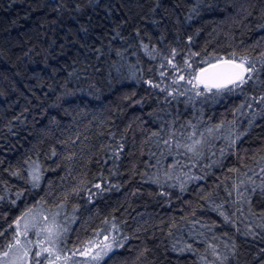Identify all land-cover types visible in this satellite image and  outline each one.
<instances>
[{
  "label": "trees",
  "instance_id": "obj_1",
  "mask_svg": "<svg viewBox=\"0 0 264 264\" xmlns=\"http://www.w3.org/2000/svg\"><path fill=\"white\" fill-rule=\"evenodd\" d=\"M208 2L212 9L202 8L188 20L193 0H0V194L6 197L0 201V227L6 228L29 207H43L49 213L59 210L56 205L65 192L74 185L90 187L103 174L119 189L100 193L93 203H87L85 192L73 195L61 211L69 220L68 249L105 227L102 221L107 218L129 239L114 254L115 260L106 259L102 264H205L199 259L205 254V244L199 241L213 234L219 239L211 242L219 244L223 253L230 255L224 243L232 240L237 245V256L227 264H257L264 248V195L257 190L250 196V205H237L233 203L236 193L229 197L228 191L233 182L247 181L244 172L256 185L262 183L264 112L256 106L254 119L251 110L245 116H234L245 99L238 94L217 102L197 101L193 106L183 96L165 100V93L143 83L147 78L159 82V72L167 71L169 77L164 81L170 84L173 70L170 66L161 69L159 57L150 60L141 41L158 51L178 48L176 62L181 64L182 57L200 53L191 58L193 69L183 73L186 78L187 71L203 66L198 63L201 57L233 50L256 55L264 49V29L258 28L255 13L243 23L233 14L241 0ZM262 5L264 0H256L257 10ZM258 40L260 47H255ZM247 94L259 95L260 90L250 89ZM189 121L197 123L201 131L224 122L211 149L217 153L212 159L219 158L220 164L208 169L201 167L206 161H200L191 171L205 178L189 181L183 192L146 182L157 174L163 180L164 170L171 169L176 160L190 163L181 154L183 149L174 148L168 154L163 143H154L159 137L152 136L160 132L167 138L175 130L176 139H185L180 133L188 130ZM230 129L245 134L220 158L219 149L226 147L224 137ZM78 136L73 145L71 141ZM121 138L125 150L116 161V174L109 175L113 161L103 163L105 146ZM53 149L55 156L51 155ZM29 159L38 160L43 171L41 183L34 189L25 179L10 174L19 171L21 177H27L24 169ZM231 168L240 171L233 173ZM186 170L176 169L173 174ZM17 191L24 193L19 200L13 195ZM161 191L166 195H159ZM209 193L216 204L223 205L221 210L231 216L235 226L224 222L211 199H204ZM74 205L80 210L72 221ZM197 220L196 231L205 236L196 237L187 230L191 227L188 222ZM173 221L177 228H171ZM249 228L258 233L255 238L242 234ZM11 231L5 237L10 238ZM183 243H192L196 252L172 250L173 244L180 247Z\"/></svg>",
  "mask_w": 264,
  "mask_h": 264
},
{
  "label": "snow or ice",
  "instance_id": "obj_2",
  "mask_svg": "<svg viewBox=\"0 0 264 264\" xmlns=\"http://www.w3.org/2000/svg\"><path fill=\"white\" fill-rule=\"evenodd\" d=\"M247 5V7H245ZM159 7V5H157ZM202 8L204 10L212 9L213 4L209 3L208 0H193V6L190 8L188 20L198 16L201 13ZM79 10V9H77ZM59 12V7L57 8ZM155 11V9H153ZM233 14L240 20L241 23L249 17L255 16L258 18V28L264 29V5L259 10L256 9V0H241V2L234 8ZM86 31V29H85ZM139 36V33H137ZM191 43V37L188 40ZM261 41H257L255 47H260ZM144 54L150 60H157L160 58L161 62L159 67L166 69L168 66L171 67L173 73L170 77L171 83L165 85L164 78L169 77L167 71H160L159 75L162 78L159 82L154 81L152 78L143 79V83L148 87L157 89L159 92L165 93V100L171 97L172 100H176L177 97H186V102L191 105H195L197 101L204 104L208 101L217 102L218 100L232 94H238L244 96V101L235 110L233 115L239 114L240 116L247 115L246 110H251L252 118L254 119L256 114V106L260 107V111L264 112V49L259 51L256 55H251L236 50L231 51L226 55L211 54L207 58L201 57L198 61L202 67H197L194 71H187V78L183 74L186 70L193 69L192 57L200 56L198 52H192L188 58L182 57V64L176 62V57L179 55L178 48L173 47L171 50L162 49L158 51L155 47L149 48V45L140 42ZM123 67V65H121ZM119 72L120 68H116ZM248 86V88H246ZM260 90L259 95L248 96V91ZM139 102V101H137ZM171 103V101H169ZM16 119H19L17 117ZM233 126L236 124V120L230 122ZM252 123V119H249V124ZM184 127V126H181ZM224 128V122L221 121L213 127H205V130H199V125L188 122L186 131L180 133V136L185 139H176L177 132L175 130L170 131L167 138L161 137L160 132H153V137H159L154 141L155 144L159 145L163 143L166 146V151L171 154L172 150L183 149L182 155L187 157L190 163H181L180 160H176L172 165L171 169L164 170L163 180L160 175L157 174L154 177H149L148 181L157 184L160 188H164L165 185L168 187H178L181 192L186 190V185L189 181L195 182L204 179L205 176L199 174H192V169L197 167V164L204 160L206 161L202 168L211 169L214 166L220 164V159H212L216 157L217 153L211 151L215 146L213 141L217 138L216 133L220 132ZM11 131V128L9 129ZM245 133H233L231 129L229 134L224 137L228 143L226 147L219 149V157L222 158L227 154L229 148H233L237 141L242 138ZM113 140L115 141V134L111 133ZM87 139V137H85ZM79 140V136L72 140L71 143L75 145ZM175 140V144H173ZM107 159L103 160L104 164L108 163V160L113 161V167L108 169L109 175L116 174V161H119L122 153L125 150V144L123 138L119 142L109 143L105 146ZM210 153V155H209ZM56 150L53 149L51 155L55 156ZM69 155L68 160H72L73 156ZM151 155L155 156L156 153L152 152ZM2 162V161H0ZM159 163V161H157ZM25 164L28 165L24 169L27 172V177H21L19 171H12L10 174L17 177L23 178L27 183L31 185V188H38L42 177L43 171L38 160H26ZM176 169H187L181 171L180 175L174 176V170ZM230 172L237 173L240 171L239 168H231ZM253 171V169H249ZM260 173H264V167L259 169ZM247 177V181L241 179L239 183L233 182L232 189L228 191V196L232 197L233 192L236 193V199L233 203L241 205L244 203L251 204L250 196L255 194L257 190L264 195V177H261L262 183L259 185L255 184V181L248 175L247 172L242 174ZM176 183H169L174 180ZM229 179H232L229 177ZM91 186L87 184L84 187L74 185L70 191H67L63 195V201L56 205L57 211L48 212L43 207H29L19 217H16L11 221L7 227H0V264H102L103 261L115 260L114 255L119 249L124 248L125 242L129 239L127 235H123L120 227L113 221L105 218L102 224L105 225L103 228H97L94 230L91 237L87 240L80 242L73 249H68L65 244L68 228V218L60 219L61 211L65 208L69 198L73 195L79 196L81 192L87 193V203H93V198L104 191L111 190V188L119 189V185L111 183L107 177L101 174L99 181L90 182ZM96 189L97 191H93ZM137 192H133L132 195H137ZM16 200H19L24 193L17 191L13 193ZM159 195H166L164 191H161ZM4 194H0V201L5 199ZM204 199H211L212 204L215 206V210L218 214L223 217L226 224H232L235 226L231 216L223 211L222 204H216L214 198L211 197V193L208 194ZM13 200L12 203H15ZM79 206L74 205L72 208L73 216L71 220H75V213L79 212ZM88 209H86L87 211ZM238 211L242 212V208H238ZM195 215V213H193ZM191 227L187 230L196 237L205 236V233L196 231V224L188 222ZM175 221L172 222L171 228H177ZM201 227H207L201 225ZM11 229L9 233L10 238L5 237V232ZM264 231V226H261ZM181 232L185 229L180 228ZM211 229L209 228V231ZM239 231V229H238ZM170 236L173 232L169 230ZM246 236H252L255 238L258 233L252 232L251 228L246 233H242ZM227 235V233H225ZM219 238L214 234L205 240H200V243L205 244V254L200 255L199 259L205 264H227L230 259H234L237 256L238 249L234 241L230 240L228 243H224V248L228 249V253H223L219 250V244L211 241H216ZM196 243V240H193ZM173 251L178 253L192 252L195 253L196 249L193 248L192 243H183L182 246L177 247L173 244ZM260 255L257 256V264H264V248L260 249ZM142 255V253H141ZM211 257V259H209Z\"/></svg>",
  "mask_w": 264,
  "mask_h": 264
},
{
  "label": "rangeland",
  "instance_id": "obj_3",
  "mask_svg": "<svg viewBox=\"0 0 264 264\" xmlns=\"http://www.w3.org/2000/svg\"><path fill=\"white\" fill-rule=\"evenodd\" d=\"M65 217H67V216H65L63 213H61V217H60V219H64ZM68 218V217H67ZM69 221V220H68ZM68 226H69V223H68Z\"/></svg>",
  "mask_w": 264,
  "mask_h": 264
}]
</instances>
